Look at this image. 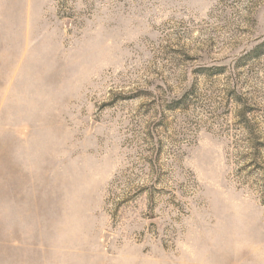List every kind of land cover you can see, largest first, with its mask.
Returning a JSON list of instances; mask_svg holds the SVG:
<instances>
[{
  "label": "rangeland",
  "instance_id": "1",
  "mask_svg": "<svg viewBox=\"0 0 264 264\" xmlns=\"http://www.w3.org/2000/svg\"><path fill=\"white\" fill-rule=\"evenodd\" d=\"M0 264H264V0H0Z\"/></svg>",
  "mask_w": 264,
  "mask_h": 264
}]
</instances>
